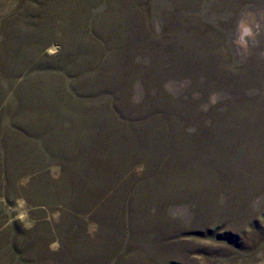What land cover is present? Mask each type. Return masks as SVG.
I'll return each mask as SVG.
<instances>
[{
  "label": "rangeland",
  "instance_id": "1",
  "mask_svg": "<svg viewBox=\"0 0 264 264\" xmlns=\"http://www.w3.org/2000/svg\"><path fill=\"white\" fill-rule=\"evenodd\" d=\"M0 264H264V0H0Z\"/></svg>",
  "mask_w": 264,
  "mask_h": 264
}]
</instances>
